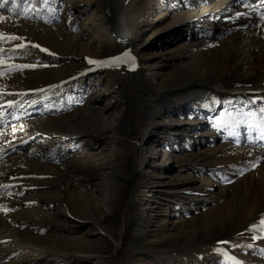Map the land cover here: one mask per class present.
<instances>
[{
	"label": "rangeland",
	"instance_id": "374dc122",
	"mask_svg": "<svg viewBox=\"0 0 264 264\" xmlns=\"http://www.w3.org/2000/svg\"><path fill=\"white\" fill-rule=\"evenodd\" d=\"M138 1L128 41L140 59L136 73L127 58L89 63L131 54L94 25L100 11L124 22L120 15L130 0H15L16 9L11 2L0 9V77H10L0 88L30 87L35 97L20 101L11 118L0 105V190L11 203L0 215L39 241L32 247L23 237L0 238V264H117L118 257L122 264H264V231H255L254 217L243 214V196H236L244 206L229 235L197 239L191 228L195 217L224 203L222 189L233 194L257 171L253 160L236 161L227 150L257 139L264 151V94L212 90L187 65L238 34L230 31L264 18L237 10L236 0H228V10L184 21L188 8L207 0ZM76 39L90 47L79 50L78 59L67 46ZM234 39L237 46L246 41ZM192 79L196 83L184 84ZM77 112L92 128L81 122L87 132H57ZM97 112L112 126L97 125ZM37 119L51 122L31 128ZM48 183L58 186V195H46ZM68 189L95 194L98 220L74 210Z\"/></svg>",
	"mask_w": 264,
	"mask_h": 264
},
{
	"label": "bare ground",
	"instance_id": "6f19581e",
	"mask_svg": "<svg viewBox=\"0 0 264 264\" xmlns=\"http://www.w3.org/2000/svg\"><path fill=\"white\" fill-rule=\"evenodd\" d=\"M130 1L131 2H129V4L127 5L128 7H126V9L124 8L122 14L120 15L121 20L122 19L124 20V22L122 21L123 24H122V22L119 21L120 19H118L116 17L114 18V17H112V15H110V17H108V19H107V15L104 12L100 11L98 23L94 24V25H96L98 30L102 33V36H103V38H105V40H106V38H110V37L114 36L117 39V41L124 42V44H126L127 49L131 53L130 57L132 58L131 60H132V63L134 64V67H135L134 71L136 73V72L141 71V68L139 67L140 59L138 58V54H135L134 52L132 53L133 49H135V48L133 47V45H128V41L133 38V32H134L133 29L135 28V24H136L135 19H134V15L136 14V11H137V7L135 6V2H137L138 0H130ZM227 3H228V0H207L206 4H204V5H201L199 7L188 8L185 15H183L181 18L183 19V21L184 20H191L197 15L200 17L206 16L207 13L211 12L212 10H214V11L228 10L227 9V5H228ZM242 4H244V5L248 4L250 10L249 11H243L244 8L238 6V5L242 6ZM233 5H235V8L238 7L237 10H239L241 12H244V13L253 12L254 15L261 17V19H262V17L264 18V0H236V1H234ZM107 20L109 23L113 22V26H114L113 28L109 27V25L107 24ZM0 21H1V19H0ZM27 25L29 27V24H27ZM32 27H34V26L32 25ZM37 31H39V30H37ZM44 32H45V30H44ZM234 32H238V34H234ZM239 32H241V33H239ZM229 33H232V35L233 34L234 35L231 37H228V39L221 42L219 48L217 50L215 49L216 50L215 52L210 51V52L204 53L202 55L201 54L195 55V56H197V58L196 57H195V59L193 58L191 63L187 64L190 67L189 69L194 74L198 75L195 78V79H198V81H197L198 83H202L203 85H209L210 89H212V90H219L222 92H240V93L258 92V93H261L263 95L264 94V21H263V23L260 21L259 22L257 21V23L254 21V23H251V24H250V22L246 23V24L242 25V28L239 26V28H237L234 31H230ZM31 34H34V33L32 32ZM35 34H36V32H35ZM62 35H63V33H62ZM48 37H49V35H48ZM236 37H239V38L242 37V40L245 39L246 41H243V44H241V46H237L236 39H234ZM68 41H69V39H68ZM55 42H56V40H55ZM53 44H55V43H53ZM67 46L69 47L68 51L70 50V54L74 55V57H77V59H78V57H80L82 55V54L77 53L79 50H82L85 52H88L90 50L89 49L90 47H88L82 43H79L77 39L75 41L69 42V44ZM254 46L256 48H254ZM59 47H60V45H59ZM182 49L184 50V48H182ZM204 72L206 74H204ZM22 75L23 74L18 75V80L20 78H23ZM14 77L16 78L17 76H14ZM195 79L189 80V81H187V83L185 82L184 84L196 83ZM3 80H4V82H7L10 80V77L9 76L7 78L0 77V81H3ZM136 83H138V82H136ZM19 84H20V82H19ZM28 84H30V83H28ZM235 86H237V88H240V90L239 89L235 90ZM29 88L30 87H24V88L4 87V88H0V94L8 95V96H5L6 98H8V100L7 99L2 100L1 98H3V97H0V105L3 103V104H6L8 107V109L6 111H4L6 118H11V117L15 116V114H16L15 111H16V108L18 106H20L19 105L20 101L25 100V99L33 101V99L35 98L33 96L34 92H31L30 90H28ZM95 112L96 111H94V113ZM94 113H93V115H94V118L97 122V125H100L99 123H101L103 125L112 126V124H109V122L107 123V120L104 117H102L101 115H98V112H97L98 116L95 115ZM73 120L75 122H77L78 124L71 126V123L73 122ZM92 120H93V118H92ZM35 121L34 122L31 121L29 123H31V125H30L31 128L33 127L35 129L37 126H40L39 124H42L41 127L38 128V130H40V129L42 130L44 128V123L46 125V124H49L51 122V121L50 122L42 121L41 119L40 120L37 119V121L36 122ZM54 122L55 121H53V124H54ZM81 122L85 126H87L88 128L91 127L88 125V123L83 122L81 120L80 114H78V112H77L76 114L71 116V118L69 117L67 119H64V122L62 124L59 123L60 128L57 130V132L61 133V135H63V136L64 135H70L71 137H74V135L77 136L81 132H87V130L82 126ZM94 125L96 126V123ZM52 129H54V128H52ZM254 142H255L254 146H256V148H254V146H252L253 144L249 145V143H248V144H241L240 146L235 145V148L229 147L228 150L226 149L227 151H229L230 154H232L231 157L235 158L236 161L237 160H244V159L253 160L254 164H253L252 169L254 167L255 168L258 167V169L256 168L257 171H255V173L252 172V174L245 177L244 180H242V182L239 185L235 186V188L233 187L234 188L233 190L235 193L233 192V194H231L230 192H228L230 189L228 191H227V189H222V191L219 195L221 197V200L224 202L223 204H217L216 206L211 207L202 218L195 217L192 220L191 228L193 230V235L196 236L197 239L199 237H202L204 239L218 240V239L223 238L224 236H226L230 232L229 229H232L233 225L238 223L240 220L239 207L242 208L244 206L243 203L241 202V198L240 199L236 198V196H238V195L243 196V197H245L243 199H246L245 200L246 206H244L245 211H243V214L246 215L247 217L253 216L254 221L257 224L254 226L255 231H261V230H257V226L260 224V221L262 219H264V151H262L263 150L262 149L263 144L261 145L260 141L258 142V140L255 139L253 141V143ZM121 150H122V152H124L123 148H121ZM218 151H220V150H218ZM103 159L107 160L108 158L106 159V157H104ZM94 162L92 165L93 168L94 167L99 168L100 167L99 163L97 161H94ZM36 164H37V162H36ZM137 168H138V166H137ZM63 174H65V173H63ZM2 175L3 174L0 173V176H2ZM95 176L100 177V174L99 175L96 174ZM68 185H67V187H69ZM0 186H1V184H0ZM65 187H66V185H65ZM70 187H72V186H70ZM44 188L46 190L45 191L46 195L47 194L50 195L51 193L58 195V193H56L57 192L56 188H58V186L56 184L48 183V184H45ZM70 191L71 190H69V189L67 190V192H66L67 196L66 197L68 199L71 198V201H70L71 204L70 205L74 208V210L79 214L82 213L87 218H93V219L98 220V218L96 217V208H95V204H94V202H96V200H97V197L95 196V194L86 195L85 193L84 194L80 193L81 194L80 196H76L77 195L76 193H75L76 195H74L73 192H70ZM2 192L3 191L0 190V211L4 208V206L6 208V206H9L11 204L9 201H4V199L1 197ZM9 215L11 217L13 216L12 213ZM3 218H4V216H3ZM202 219H204V220L202 221ZM13 226H14L13 222L8 223V221L7 222L2 221V218L0 215V238L1 239H4V237L5 238L8 237V238H12V239L15 238L14 241H19L23 237L25 239H22V240H24L25 243L27 242V243L31 244L32 247L39 244V241L37 242L32 237L30 238L28 236H25V234L23 232H20V231L14 229ZM201 231H204V232H201ZM40 242H41L40 244H43L41 246L45 247L44 242H42V241H40ZM78 242L79 241L77 239V240H73L71 243L76 244ZM37 246H39V245H37ZM49 246L54 248L57 245H56V243H51V244H49ZM16 249H18V248H16ZM27 250H29V248L28 249H21L19 251L20 252H26ZM119 251L120 250H118L117 252H119ZM117 259H118L117 264H122V262L119 260V257Z\"/></svg>",
	"mask_w": 264,
	"mask_h": 264
},
{
	"label": "snow or ice",
	"instance_id": "6c2138e0",
	"mask_svg": "<svg viewBox=\"0 0 264 264\" xmlns=\"http://www.w3.org/2000/svg\"><path fill=\"white\" fill-rule=\"evenodd\" d=\"M9 2L12 3V8L13 9H16L18 7L17 3L15 2V0H3V3H0V9H3L5 8L6 4H8ZM35 2V0H33V3ZM26 19H30L31 17L30 16H25ZM2 35V34H0ZM8 39H20L19 37H16V36H12V37H7ZM41 51H46L45 49H41ZM125 58H127V60H131L132 58L130 57V55L125 52L123 53L121 56H118V57H115L113 59V61H110V62H99V61H92V60H89V63H104V64H109V63H116V62H120V61H123L125 60ZM19 68H24V67H29L28 65H22V66H17ZM262 111H264V109H262ZM257 230H261V231H264V219H262L260 221V224L257 226ZM233 264H239L238 261H234L233 260Z\"/></svg>",
	"mask_w": 264,
	"mask_h": 264
}]
</instances>
